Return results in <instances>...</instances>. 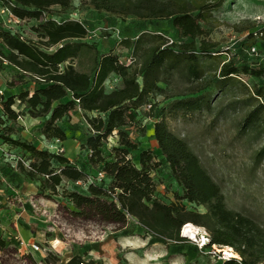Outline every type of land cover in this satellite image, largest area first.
I'll return each instance as SVG.
<instances>
[{"label": "trees", "instance_id": "trees-1", "mask_svg": "<svg viewBox=\"0 0 264 264\" xmlns=\"http://www.w3.org/2000/svg\"><path fill=\"white\" fill-rule=\"evenodd\" d=\"M14 1L13 13L17 17L38 22L34 31L39 37L35 42L24 38L19 31L0 29L3 46L0 45V59L36 83L31 91L0 93V126L8 133L1 138L5 144L20 148L32 157L30 169L19 164L21 172L36 180L43 191L54 194L65 181L73 185L84 182L86 192L74 191L69 195L76 207L98 203L103 210H116L124 221L130 214L153 233L156 241H183L182 227L191 222L208 231V246L230 247L238 253L240 259L230 258L223 264H264V226L229 207L221 185L201 157L189 141L168 124V118L176 117L179 112L185 119L195 111L212 113L219 109L215 124L224 116L222 101L234 96L237 88L241 90V97L228 105L251 107L240 123L239 134L264 123V66H252L248 62L251 49L259 44L255 33L237 44V52L222 64L218 73L200 78L191 87L190 96L174 101L169 109L165 106L158 109V103L152 98L156 90L148 84V75L156 65L195 51L206 56L224 51L218 42L203 38L206 31L201 24L208 19L211 3L221 0H81L90 3L96 12L171 24L180 40L169 43L162 39V44L148 49L139 71L113 52H102L98 46L105 40L128 43L122 26H105L120 28L124 37L121 40L111 32L101 31L99 41H90L96 26L93 18L72 17L71 14L58 21L46 17L47 7L32 6L24 0ZM72 2L58 0L57 4L66 11ZM195 10L198 14H194ZM158 33L154 35L162 38ZM142 41L138 37L136 50ZM112 74L121 78L122 86L108 92L105 83ZM242 75L253 76L262 83L251 87L242 81ZM217 92L219 95L215 98ZM152 101V109L145 113L153 122L152 135L162 154V162L183 188V195L176 194V198L204 206L205 212L189 210L183 203H166L156 196L157 185L152 173L161 161H156L148 149H140L125 129L138 123L143 106ZM17 102L26 114L43 120L40 132L47 140H66L69 135L64 121H69L74 113H81L89 126L88 134L81 140V150L86 152L91 166H101L104 179L86 183L92 174L76 161L48 148L40 149L34 142L12 137L13 128L6 122H16L21 116V111L15 108ZM116 132L119 145L114 148L115 160L108 161L103 145ZM133 150L139 152L136 159L130 156ZM263 157L264 145L256 159ZM0 246H4L1 241ZM79 262H82L81 257H72L67 264Z\"/></svg>", "mask_w": 264, "mask_h": 264}, {"label": "rangeland", "instance_id": "rangeland-1", "mask_svg": "<svg viewBox=\"0 0 264 264\" xmlns=\"http://www.w3.org/2000/svg\"><path fill=\"white\" fill-rule=\"evenodd\" d=\"M24 1L32 6L47 7L46 17L58 21L71 17V14L72 17L93 18L96 26L90 41H99V33L105 26H122L128 43L105 40L98 46L102 52L111 51L118 55L137 71L152 46L162 44V39L169 43L180 40L167 21L155 24L139 18L96 12L90 3L81 0H73L71 8L66 11L57 4L58 0ZM208 13V19L201 22L206 31L203 38L218 42L224 51L213 56L195 51L192 56L168 58L156 65L148 75V84L156 90L152 98L158 103V109L163 106L169 109L174 101L190 96L191 87L200 78L218 73L222 64L237 52V44L250 33H255L259 44L251 49L248 62L252 66H264V0L212 2ZM194 14H198V11L195 10ZM37 24L34 19H24L16 31L24 38L37 42L39 37L34 31ZM0 29H4L1 18ZM155 32H159L157 35L162 38L156 37ZM138 37L143 41L136 50ZM139 78L142 81L141 76ZM241 79L251 87L262 83L250 75H242ZM35 84L33 78L0 59L2 92L31 91ZM121 86L122 80L118 76H110L105 83L108 92ZM234 93V96L230 95L222 101L226 117L223 116L215 124V114L219 109L212 113L207 110L195 111L185 119L179 112L176 117L168 118V124L174 132L185 137L201 157L205 167L221 185L229 207L251 216L264 226V157L258 161L256 159L257 152L264 145V123L240 135V123L251 107L228 105L242 95L240 88L235 89ZM218 95L217 92L214 97ZM15 108L22 114L16 122H6L13 128L12 137L34 142L40 149H49L53 141H47L40 132L43 120L26 114L19 102ZM64 125L69 135L64 147H76L78 143L79 160L74 158L76 155L72 158L96 177L101 166H91L86 152L81 150V140L89 132L88 123L84 117L71 116L69 121H64ZM152 125L153 122L142 110L138 123L125 129L129 131L130 139L140 145V149H148L156 161H161V165L152 173L157 185L156 196L166 203H183L189 210L205 212L204 206L176 198V194L181 196L184 191L162 162V154L152 135ZM3 134L8 135L4 126H0V241L4 243V246H0V264H67L72 257H81L79 264L224 263L223 247L208 246V231L193 223L199 230L195 240L182 234L186 223L181 230L183 241L160 242L136 219L127 216L124 221L114 209L103 210L98 203L76 207L69 195L74 191L86 192L84 182L73 185L65 181L56 194L43 191L36 180H31L19 169L20 163L30 169V154L5 144L1 138ZM118 145L119 135L116 132L103 145V154L108 161L115 160L114 148ZM138 155V150L131 151L133 159ZM204 235L208 242L202 245ZM22 241L29 246H23ZM31 244H37L41 250H30Z\"/></svg>", "mask_w": 264, "mask_h": 264}, {"label": "built area", "instance_id": "built-area-1", "mask_svg": "<svg viewBox=\"0 0 264 264\" xmlns=\"http://www.w3.org/2000/svg\"><path fill=\"white\" fill-rule=\"evenodd\" d=\"M14 7H16V3L14 0H0V18H1V22L4 25V29L16 31L17 27H19V24L24 20V19L17 17L13 13ZM102 30L106 31V32H111L112 35L119 40L124 38L120 28H118V27H104ZM93 32H95V31H93ZM0 93L2 94L3 92L0 90ZM152 106H153V103L149 102L143 106V110L150 111L152 109ZM49 149L51 151L56 152V153L64 154L65 153V147L63 145V140L54 139L53 143L51 145H49ZM104 177H105V173L103 171H100L96 177L89 176L87 178L86 183H91L94 181H102L104 179ZM81 183H82L81 181L78 182V184H81ZM127 216L132 217L130 214H127ZM21 244L23 246H29V244L27 245L24 241H22ZM202 245H205V244H203V241H202ZM225 248H228V250L222 249V251H221L223 258L225 260H229L230 258H236V257L231 256V254L234 251L232 248H229V247H225ZM30 250L40 251L41 249L37 244H31Z\"/></svg>", "mask_w": 264, "mask_h": 264}, {"label": "bare ground", "instance_id": "bare-ground-1", "mask_svg": "<svg viewBox=\"0 0 264 264\" xmlns=\"http://www.w3.org/2000/svg\"><path fill=\"white\" fill-rule=\"evenodd\" d=\"M182 234L184 236H187V237L195 240L197 238V235L199 234V230L197 228H195L192 223H188V224H186L184 226V229H183ZM201 241H203V244H206L208 242V239L204 235V236H202ZM215 247L218 248V249H220L219 246H217V245H215ZM222 249L228 250V248H225V247H223ZM231 256H233V257H239V255L236 254L235 252H233L231 254Z\"/></svg>", "mask_w": 264, "mask_h": 264}, {"label": "crops", "instance_id": "crops-1", "mask_svg": "<svg viewBox=\"0 0 264 264\" xmlns=\"http://www.w3.org/2000/svg\"><path fill=\"white\" fill-rule=\"evenodd\" d=\"M111 76H116L115 74H112ZM72 116H75V117H78V118H81L83 117L81 113H74L72 114ZM69 139V136L66 140ZM47 140V139H46ZM64 140L63 141V145H64V142L66 141ZM47 141H53V140H47ZM53 142H51L49 145H51ZM71 144V143H70ZM76 147H73L72 145H70V147H65V153L64 155L71 161H73L74 159L72 157H74L75 155V159H78V154L80 152V145L77 143V145H75Z\"/></svg>", "mask_w": 264, "mask_h": 264}]
</instances>
